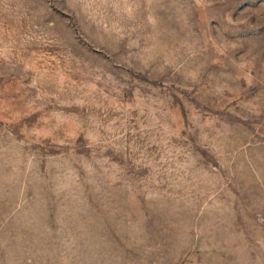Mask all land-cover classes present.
Returning <instances> with one entry per match:
<instances>
[{
    "label": "rangeland",
    "instance_id": "obj_1",
    "mask_svg": "<svg viewBox=\"0 0 264 264\" xmlns=\"http://www.w3.org/2000/svg\"><path fill=\"white\" fill-rule=\"evenodd\" d=\"M0 264H264V0H0Z\"/></svg>",
    "mask_w": 264,
    "mask_h": 264
}]
</instances>
